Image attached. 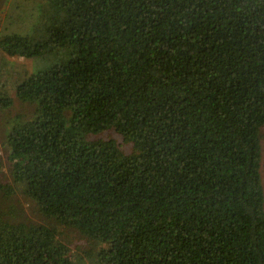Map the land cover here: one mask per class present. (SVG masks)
<instances>
[{"label":"trees","instance_id":"1","mask_svg":"<svg viewBox=\"0 0 264 264\" xmlns=\"http://www.w3.org/2000/svg\"><path fill=\"white\" fill-rule=\"evenodd\" d=\"M30 28L0 37L36 61L11 184L0 160L32 217L0 211V264H75L69 238L94 264H264V0H40Z\"/></svg>","mask_w":264,"mask_h":264},{"label":"rangeland","instance_id":"2","mask_svg":"<svg viewBox=\"0 0 264 264\" xmlns=\"http://www.w3.org/2000/svg\"><path fill=\"white\" fill-rule=\"evenodd\" d=\"M40 0H0V37L3 34H27L30 31V27L37 22L38 10ZM32 30V29H31ZM32 32V31H31ZM36 62V61H34ZM31 61H25L22 59L6 58L0 54V98L5 95H9L11 99V106L7 110L0 109V160L2 163L1 180L5 184H11L12 178L10 174V164L6 158V150L3 142L5 141V130L8 124L17 118H22L24 114H28L31 111V107L22 102L11 94L10 86L14 80L22 74L24 71H32L34 69V63ZM99 138L115 139L117 142H121L120 146L126 153L130 152V146L123 143L119 137L113 132L105 133ZM96 139V137H93ZM261 177L262 186L264 189V128L262 129L261 139ZM16 190V189H15ZM10 206L16 208L23 215L28 213L31 216V205L29 201L24 199L18 191H14L13 195L9 198L0 199V211L10 208ZM31 210V211H30ZM71 242V259L75 264H94L92 259H87L81 255V251L85 248L83 241L73 240L69 238Z\"/></svg>","mask_w":264,"mask_h":264}]
</instances>
